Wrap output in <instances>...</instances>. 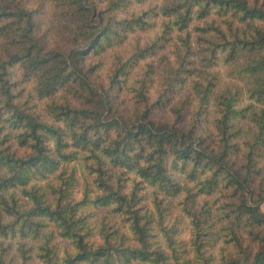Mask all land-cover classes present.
<instances>
[{"label":"trees","instance_id":"obj_1","mask_svg":"<svg viewBox=\"0 0 264 264\" xmlns=\"http://www.w3.org/2000/svg\"><path fill=\"white\" fill-rule=\"evenodd\" d=\"M263 203L264 0H0V264H264Z\"/></svg>","mask_w":264,"mask_h":264},{"label":"rangeland","instance_id":"obj_2","mask_svg":"<svg viewBox=\"0 0 264 264\" xmlns=\"http://www.w3.org/2000/svg\"><path fill=\"white\" fill-rule=\"evenodd\" d=\"M102 65H101V69H103V71H106V68L108 67V63H107V61H106V59L105 58H103V60H102ZM105 79H104V77L101 75L100 77H99V79L98 80H96V84H99V85H105ZM97 86V85H96ZM184 92L185 91H180L179 92V98H181L183 95H184ZM260 210L262 211V212H264V203L263 204H261V206H260Z\"/></svg>","mask_w":264,"mask_h":264}]
</instances>
